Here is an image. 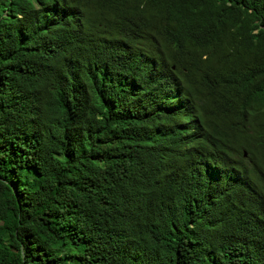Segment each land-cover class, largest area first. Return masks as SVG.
Instances as JSON below:
<instances>
[{
    "label": "trees",
    "instance_id": "obj_1",
    "mask_svg": "<svg viewBox=\"0 0 264 264\" xmlns=\"http://www.w3.org/2000/svg\"><path fill=\"white\" fill-rule=\"evenodd\" d=\"M0 264H264V0H0Z\"/></svg>",
    "mask_w": 264,
    "mask_h": 264
}]
</instances>
